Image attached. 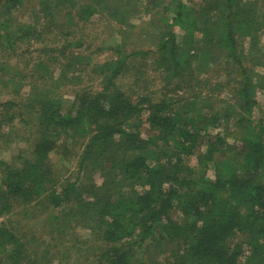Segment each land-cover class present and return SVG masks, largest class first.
I'll use <instances>...</instances> for the list:
<instances>
[{
  "label": "trees",
  "instance_id": "1",
  "mask_svg": "<svg viewBox=\"0 0 264 264\" xmlns=\"http://www.w3.org/2000/svg\"><path fill=\"white\" fill-rule=\"evenodd\" d=\"M126 1L0 0V29L6 18L21 27L14 42L0 34V142H25L0 159V264H264V0H142L160 17L153 48L119 44L102 61L69 51L92 17L123 24ZM25 15L31 24L17 22ZM121 28L123 41L131 29ZM24 40L38 54L12 64ZM223 70L247 82H220L225 100L213 108L208 87ZM55 76L56 94L42 86ZM228 134L237 162L225 157ZM40 215L48 241L30 227ZM159 242L174 251L146 254Z\"/></svg>",
  "mask_w": 264,
  "mask_h": 264
},
{
  "label": "rangeland",
  "instance_id": "2",
  "mask_svg": "<svg viewBox=\"0 0 264 264\" xmlns=\"http://www.w3.org/2000/svg\"><path fill=\"white\" fill-rule=\"evenodd\" d=\"M143 1L142 0H127L126 1L124 5L126 7V10L123 14V17H124L123 24H117V23L115 24L112 22L104 21L101 18L99 19L97 16L92 17V19L90 20V23L83 29L84 36H80L81 33H74L67 38L74 44L72 47H70L69 51L75 55L82 54L89 61L90 59H93L94 61L95 60L102 61L104 58L112 54V52L110 51L112 46H117L119 44L121 45V44L126 43L127 47L131 49L138 48V49L146 50V49L153 48L152 46H154V43H157L158 40L155 39L154 37H150L156 34L155 33L156 29H154L150 25V23L151 21L158 22L160 17L153 16V15L149 17L147 14H145ZM3 20H5V17ZM6 20H7L6 26H3V29H0V34L2 33L6 34V39H9L8 41L11 43V42H14L16 34H17L16 32L20 31L19 28L21 27L16 25L15 22L10 21V18H6ZM66 20L67 19L63 17V14L56 15V21L58 23H61V22L66 23ZM17 22L31 24L33 20L30 15H25L23 17L20 16ZM57 22H56L57 31L55 33L59 35V33H62L64 31L65 27L59 28L58 27L59 24ZM120 26L122 27L121 30L123 31L127 28L131 29L130 30L131 33H127L123 41H122L123 35L122 36L119 35V31H118ZM176 32L178 34L180 33L178 29H176ZM18 33L21 35V31ZM55 33H54L55 37H58V35H56ZM79 39L83 41L82 45H80ZM55 41L56 40H50V42L47 44L49 46L54 45V44H51V42H55ZM260 41H261V44H263L264 46V34L260 36ZM37 47H41V45L36 44L34 42H31V44H29V42L26 40L20 41L17 44V47H15V53L17 57L13 58L11 60L12 61L11 63L14 64L18 60L23 61L26 58L35 57L38 54V52L36 51ZM99 47H101L102 50L97 51V48ZM208 48L209 50H211V52L206 57L207 61L205 60L202 62V66L206 65L204 67H206L207 70L212 69V67H214V63L216 62L215 57L220 47L218 43H215L213 47L209 46ZM262 51L264 52V47ZM218 55H220V52L218 53ZM40 56L43 57L41 54ZM249 57H252V54ZM249 57L245 59L246 61H249L248 64L251 63L252 61L251 58ZM88 60H85V61L88 62ZM253 61L256 62V59ZM194 67L198 69L197 70L198 72L196 74L198 76V79L196 81L197 83L195 84V86L197 88L206 87L204 86L206 85L204 83V79H206V77H203L204 79L202 80L200 79L202 75H204L203 71L199 70L200 67L198 66H194ZM19 69L22 70V68H19ZM256 69L257 68L253 70L256 71ZM146 70H147L146 77L149 80L147 81V84L150 85L152 82V79H154L156 75L154 71L152 70V68H147ZM215 76L217 77L216 79H215ZM211 82L212 84L215 83L217 85L218 83L219 85L218 87L217 86L215 87L214 85L212 87H208V88H211L210 92L213 94L211 97V100L213 102L212 107L216 108L222 104L221 101H223V99L225 100L224 93L227 92L225 90V91H222L220 95H217V93H219L218 91H221V88H222L220 87L221 84L224 86L234 85V87L237 88V87H240L241 84H243L244 82H247V80L245 79V76L240 75L239 73H236L235 71L228 72V71L223 70V72H219V74L213 75ZM59 85H60L59 81L56 80V76H55L54 79L45 81V83L42 86L44 87V89H48L52 93L56 94V91H58V88L61 87ZM190 91L192 92V90ZM60 92L62 93L61 94L62 97L60 98L62 109L64 110L70 109L72 107V97H71V94H69L70 92L66 90L62 91V89H60ZM166 92H170V91H166ZM196 92H197L196 90L193 91V93H196ZM1 94H3V90H0V95ZM168 94L169 96L173 95L172 93H168ZM3 97L4 96H2V98ZM257 100L260 106L264 107V96L259 91H257ZM256 113L257 111L255 110L252 114L253 118H255V121L257 120ZM232 123L233 121H231V124ZM229 127H232V126L229 125ZM221 130H222V127H221ZM211 131H213V129ZM233 131L234 130H232V133ZM226 132L229 133L230 130ZM21 137H22L21 135L17 136V135L12 134L10 136H7L6 138L3 139V141L0 142V159L1 160L9 161L11 157L15 156L18 153L19 149H22L25 146V142H23V139H21ZM233 137L234 136H232L231 134L227 135V138H226L227 147H226L225 157L230 161L237 162L238 159H237L236 152L234 149L235 139ZM67 162L68 161H66L65 163V169L67 170L70 169L66 173V176L68 177L74 173L73 171L74 163L70 164ZM200 177H201L200 171H194V173L191 176V178L193 179H198ZM45 219H46L45 215L38 216L36 219L32 221L30 227L35 226V230H36V232L34 233L35 237L41 236L42 240L48 241L50 236H49L48 228L45 225ZM0 221H6V220L0 218ZM13 225H15V227L19 226L20 229H22V224L20 220L16 219L15 217L13 220ZM78 236L82 237V234L80 233L78 234ZM174 249H175V245L167 244L166 242H159L156 248H153L151 246V248L146 252V254H149L151 257H154L155 259H157L162 252L164 251L171 252V251H174Z\"/></svg>",
  "mask_w": 264,
  "mask_h": 264
}]
</instances>
